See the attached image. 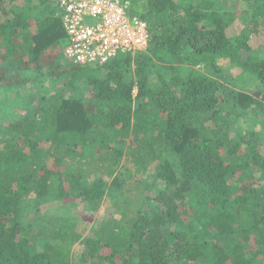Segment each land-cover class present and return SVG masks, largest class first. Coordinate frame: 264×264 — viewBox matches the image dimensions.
Segmentation results:
<instances>
[{
	"label": "trees",
	"instance_id": "trees-1",
	"mask_svg": "<svg viewBox=\"0 0 264 264\" xmlns=\"http://www.w3.org/2000/svg\"><path fill=\"white\" fill-rule=\"evenodd\" d=\"M23 1L0 0V92L33 71L63 86L0 124V264H72L78 243L80 264H264V58L249 45L264 0H125L150 45L102 67L67 63L51 2ZM239 1L251 20L230 38ZM226 59L259 89L213 77ZM248 117L262 130L234 132ZM52 193L93 211L116 194L118 215L80 232L23 223V202Z\"/></svg>",
	"mask_w": 264,
	"mask_h": 264
},
{
	"label": "rangeland",
	"instance_id": "rangeland-1",
	"mask_svg": "<svg viewBox=\"0 0 264 264\" xmlns=\"http://www.w3.org/2000/svg\"><path fill=\"white\" fill-rule=\"evenodd\" d=\"M124 5L126 6L128 12L131 14L130 5L123 0ZM22 6L25 5L22 0ZM238 5L239 14L242 15L237 19L233 25L227 29V35L230 38H234L240 34L242 29L250 22L251 13L248 15L247 4L239 1L235 3ZM233 5V6H234ZM252 11V10H250ZM249 11V12H250ZM259 24L257 26L258 36H253L249 42L251 46V54L253 57L264 58V18H259ZM253 26V25H252ZM64 44H62V47ZM219 64L222 66V70L219 74L212 75L213 77L221 80L223 85L228 89L234 90L238 93L250 94L259 89L260 83L254 77L245 73L242 69L237 67L235 64L228 59L220 61ZM178 66L182 74L186 75L188 70L193 67L187 64L178 63ZM198 70V68H195ZM88 75V71H85L81 76L80 80ZM30 81L24 86H18L15 88H9L0 92V124L7 125L5 120L24 115L27 106L37 105L40 102L47 101L57 90H59L63 84H53L47 78L38 77L35 71L28 74ZM47 79V80H46ZM134 94H137V91H134ZM35 108V107H34ZM250 117L258 118L261 122L263 116L258 115L254 116L253 113L249 114ZM4 121V122H3ZM259 121L245 118L242 121H239L238 124H235L233 131L236 132L238 128H242V131H245L246 128L252 130L261 131L262 125ZM238 125V126H237ZM6 140L5 134L2 133L0 136V146L2 145V140ZM52 165L50 164V167ZM154 170L155 164H150L147 168V172L143 174V180L145 183L151 185L154 179ZM164 188V186L160 185ZM159 188V187H158ZM55 194H51L46 197L35 198V196H29L23 203L24 212H23V223L29 222H45L51 224L55 222L56 219L60 218V223L70 222L80 231H89L91 227L96 222H104L108 220L110 214L118 213L116 212L115 201L119 200L115 194L111 198H104L102 201L97 202V211L91 210V205L87 203H81L79 200L70 199L62 202L57 200ZM60 202V203H59ZM40 204V205H39ZM42 225V223H41ZM33 230L36 232V227L34 226ZM48 240V239H47ZM41 242H39V247H42ZM86 250L84 247L78 243L74 246L72 250V264H80L82 261V256L85 254ZM86 264H91L87 262Z\"/></svg>",
	"mask_w": 264,
	"mask_h": 264
},
{
	"label": "built area",
	"instance_id": "built-area-1",
	"mask_svg": "<svg viewBox=\"0 0 264 264\" xmlns=\"http://www.w3.org/2000/svg\"><path fill=\"white\" fill-rule=\"evenodd\" d=\"M65 33L63 58L102 67L121 56L147 51L148 23L131 15L123 0H49Z\"/></svg>",
	"mask_w": 264,
	"mask_h": 264
}]
</instances>
